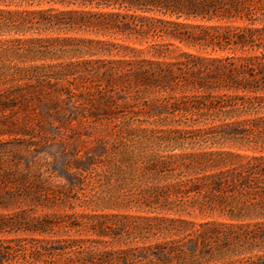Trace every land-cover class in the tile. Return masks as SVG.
Segmentation results:
<instances>
[{
	"label": "trees",
	"instance_id": "trees-1",
	"mask_svg": "<svg viewBox=\"0 0 264 264\" xmlns=\"http://www.w3.org/2000/svg\"><path fill=\"white\" fill-rule=\"evenodd\" d=\"M47 29L112 39L33 36ZM5 56L17 63L1 67L0 80L16 89L56 90L81 78L135 91L134 102L141 91L165 93L168 114L187 124L175 130L193 133L197 150L172 153L181 150L173 145L145 163L164 183L147 186L138 213L91 205L90 213L0 216V233L13 235L0 239V264H264V0H0ZM45 59L68 62L34 63ZM109 102L94 105L110 115ZM176 157L188 162L174 174L167 168ZM0 177L29 194L28 175Z\"/></svg>",
	"mask_w": 264,
	"mask_h": 264
},
{
	"label": "rangeland",
	"instance_id": "rangeland-1",
	"mask_svg": "<svg viewBox=\"0 0 264 264\" xmlns=\"http://www.w3.org/2000/svg\"><path fill=\"white\" fill-rule=\"evenodd\" d=\"M188 22L225 24L192 19ZM230 24L237 26L242 22ZM33 36L110 38L55 29L41 30ZM158 41L168 43L167 39ZM176 46L182 52L193 54H224L179 43ZM136 47L141 46L136 44ZM178 52H172L171 56L175 57ZM100 58L104 57H94ZM10 62L17 63L10 56L2 57L0 68L12 72L14 67L8 65ZM61 62L68 61L45 59L34 63L55 66ZM135 94L121 88L98 87L81 78L63 82L56 90L30 86L16 89L15 80H0V176L9 169L24 173L29 177L26 187L30 189L25 194V187H7L2 183L6 179L0 177V216L24 209L36 216L90 213L91 205L98 206L96 213H138L137 207L148 201L147 186L164 183L159 179L161 175L145 168V163L173 145H180L181 150L172 153L197 149L193 146V133L175 130L187 128V124L173 121L175 117L168 114L172 100L163 99L165 93L141 91L137 93L141 99L134 102ZM102 98L110 100V115L94 105ZM152 102L156 106L148 107ZM163 117L167 119L161 121ZM187 162L176 157L167 169L177 174L184 171ZM159 174H163V169ZM7 237L13 235L0 233V239Z\"/></svg>",
	"mask_w": 264,
	"mask_h": 264
}]
</instances>
